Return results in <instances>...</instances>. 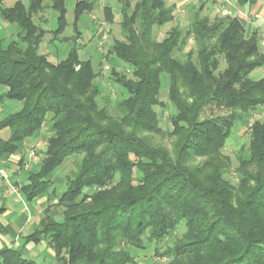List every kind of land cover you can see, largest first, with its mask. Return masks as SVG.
Segmentation results:
<instances>
[{
  "label": "trees",
  "instance_id": "1",
  "mask_svg": "<svg viewBox=\"0 0 264 264\" xmlns=\"http://www.w3.org/2000/svg\"><path fill=\"white\" fill-rule=\"evenodd\" d=\"M53 1L60 20L56 33L61 34L66 10L62 0ZM257 1L238 3L245 7ZM83 5L76 11V21L85 11ZM41 9V1H32L29 7L18 2L0 10L3 20L18 31V40L10 45L0 40V87L9 89L0 99L23 104L19 112L0 121V164L5 165V156L22 154L28 139L47 130V151L36 171L29 172L21 193L27 202L54 195L61 215L57 219L49 207L39 228L25 237L26 244L47 242L61 264H135L129 248L145 251L152 245L155 257L167 259L164 264H264V120H253L264 107V80L247 78L264 65L257 34L249 40L256 60L239 65L232 76L229 71L216 79L217 53L232 56L247 43L238 19L227 30L234 35L212 47L222 22L206 28L207 18L199 16L192 18L188 31L171 30L158 42L154 30L173 23L175 8L168 0H139L135 6L125 1L119 24L122 39L115 38L110 51L131 67L138 81L131 83L116 70L112 73L129 94L116 105L122 122L133 128L124 134L102 126L111 115L107 105L99 107L98 73L92 61L80 60L76 48L58 64L39 54L45 31L33 16ZM191 41L199 66L192 60L194 50L186 52ZM199 69L205 86L200 90L191 85L196 102L189 103L179 95L178 81L197 85ZM163 75L169 81V103L177 113L171 121L179 136L178 162L137 133L160 132L146 126L157 118L152 106L164 105L159 98ZM207 109L229 114L200 120ZM238 124L248 129L250 142L237 156L234 185L224 179L231 174L224 150ZM194 155H209L206 165H215L214 171L206 177L181 164ZM71 157H76V171L65 179V191L58 196L53 175ZM134 158L139 162L133 163ZM24 161L23 156L22 167ZM182 224L183 237L161 252L158 246ZM26 256L23 250L5 248L0 250V264H37Z\"/></svg>",
  "mask_w": 264,
  "mask_h": 264
},
{
  "label": "rangeland",
  "instance_id": "2",
  "mask_svg": "<svg viewBox=\"0 0 264 264\" xmlns=\"http://www.w3.org/2000/svg\"><path fill=\"white\" fill-rule=\"evenodd\" d=\"M200 7V6H199ZM197 7L196 11L194 10L192 13H190V16L188 15L187 17H181L180 21L175 22L173 21V24H168L170 25L166 29H161L159 28L158 30H154V35H155V40L158 42L163 41L165 38H167L169 35L168 33L171 30L179 28L180 30L183 31H188L189 26L191 24L192 18L199 16L200 19H205L207 18L208 22L205 25L206 28H213L217 26L220 22L222 24L219 26L220 30L219 33H217L214 37V39L210 42V46H214L217 44H220L224 37L226 35H234L233 31L228 34L229 31H227L230 27V24L236 20V18L232 16H227L228 14L226 12H223L225 15H220V13H216L213 11H208L206 10V7L204 6L203 8L199 9ZM176 18V17H175ZM36 20V19H35ZM47 20L48 22L46 24H43V28L46 30L50 31L47 35V37L44 39L43 43L40 46L39 53L42 55L47 54L49 56V60L54 63L58 64L63 60H66L68 58V55L70 53V49L72 48L73 44H66L63 41L60 40H55L53 41L52 44L49 42L54 38V33L58 28V21H57V14L54 12V10H48L47 11ZM70 22L72 21V15H70L69 18ZM37 22V21H36ZM90 28V24L87 23V19L84 20L82 26H81V31L85 32L87 28ZM14 28V27H13ZM115 30L112 33V36L114 38H121V32L118 27L114 28ZM15 30V28H14ZM156 31V32H155ZM244 37L243 40L247 41L246 44H240V47L234 50L233 55L229 56L226 55L225 53H217V58H218V68L216 70V73L214 74V77L216 79L225 76L226 72L231 71L230 75L232 76L235 72V70L238 68L239 65H246L248 62H252L253 60H256L254 55H252V48L253 45L252 43L249 42V40L252 38L254 35L253 33L250 34L246 30H244ZM90 33V31H89ZM88 32L86 33L87 35L89 34ZM238 33L240 36H242L241 31L239 30ZM74 34V27L72 23H70L69 27L66 29L64 35L61 38L69 37ZM84 35V45L85 46H78L79 47V56L80 60L82 61H87L91 60L93 63V67L96 73H98V77L95 81L96 88L98 87L100 90V96L98 97L97 101L99 103L100 109L105 108V106H108V112L111 115V119L105 120L102 122V126L108 127V128H113L117 130L118 132H122L124 134H129L132 133V127L129 126L128 124H124L122 122V114L116 109V105L118 103H121L122 101L126 100L129 98V94L127 90L122 88L117 81L114 80L115 77H113L112 73L114 70H116L119 74V76H125L131 83H137V78L133 74V71L129 65L124 63L123 61L119 60L115 55L114 56H107L109 53L113 42H109L108 45L105 47H102V52L99 48V42L96 38L93 40L89 39V36ZM238 36V34L236 35ZM2 38H6L7 42H10L11 39H17V36H12V34L9 36L7 33H3ZM11 38V39H10ZM259 39V38H258ZM113 41V39H112ZM259 42L257 43L259 47L261 46L260 44V39L258 40ZM238 42H242L241 40H238ZM48 48V49H47ZM189 50H194L195 56L193 57L194 63L199 66V60L197 59V48L195 47V44L193 41L190 42L189 47L187 48L186 52ZM185 52V53H186ZM176 57L178 58L179 55L176 54ZM180 59H184V55L180 56ZM198 60V63H197ZM199 77L198 80L200 82H189L188 80L186 83H183L181 81H178V86H179V95L187 102L189 103H194L196 102V94L194 95L192 92L193 90L190 88L191 85L194 86H199L198 88L200 90L204 89V84L202 83V80H204V75L201 72V69H199ZM244 74V70L242 71ZM229 75V76H230ZM119 79L121 77H118ZM252 79L253 82H258L260 81L257 78L256 73L253 74H248V77ZM162 89H161V94L159 98L163 102L162 104H156L152 106V109L154 110L157 118L156 121L153 120L152 122L149 121L148 125L146 126L147 128H156L160 129L159 131H156L152 129L151 131H138V137L140 139H143L147 142V144L154 148V149H164L167 151V153L170 155L171 159L174 162H178V142H179V136L177 134H174V125L172 123V118L176 113L175 108L169 103V81L167 76L163 75L162 76ZM94 88V89H96ZM3 92L7 93L9 92L8 88L5 87H0V94ZM108 99V102H105V100ZM23 104L15 101H4L3 104H0V107L3 108L4 112L1 114V119H4L5 117H8L9 115L14 114L15 112L21 110ZM21 107V108H20ZM262 107H260L261 109ZM118 111V112H117ZM229 112L225 110H206L202 116V119L206 118H211L212 116L217 117V116H226L228 115ZM257 113H254L253 120H262L257 118ZM156 123V125L154 123ZM179 122V121H176ZM158 124V125H157ZM184 124V123H181ZM248 129L246 127L241 126L238 124L236 128L234 129L231 138L228 141V144L224 150V155L228 156L230 159L229 165H231V174L228 176H225L224 179L226 181H230L232 184H236L238 177L236 176V168L238 167V160L237 156L240 153L241 150L244 149V147L249 144L250 142V136L248 135ZM8 134V133H7ZM2 135L3 137H7L8 135ZM47 137H49V133L47 130H44L42 134H39L38 138L31 141L30 143L27 144V146L24 148V151L21 156L25 157L26 160V165L29 163V155L30 159H34V157H37L38 160L41 161L43 158V154L46 153L47 151ZM42 144H39L41 143ZM248 146V145H247ZM19 156V155H18ZM211 160V157L209 155H206L204 157L194 155L193 157H190L188 161L184 160L181 162L183 166H186L193 172H197L199 170L203 171L204 176H208L211 172L214 171L215 165H206L207 162ZM40 161L37 163L39 164ZM138 159H133V163H138ZM215 162V161H214ZM76 157H71L68 158L65 163L58 169V171L53 175L54 181L57 184L58 188L56 189V192L58 193V190H65L66 185H65V179L73 174L76 171ZM33 164L29 170H23V167L20 169H17L19 172H23V176L26 174H29V172H35L38 165ZM217 164H220V162H217ZM20 167V166H19ZM14 167H11L12 170H14ZM8 171V169H7ZM10 172V171H8ZM26 173V174H25ZM10 175V174H9ZM11 179V176H10ZM27 203V202H26ZM22 207V205H19ZM31 208V206H30ZM56 218L60 219L61 215L60 212L58 211L56 213ZM186 231V227L184 224L180 225L178 230L172 234L170 237H168L160 246H158V249L161 250V252H164L167 248L174 247V243L176 242L177 239H180L183 237L184 233ZM47 245V243H46ZM155 250L156 246L152 245L150 246L149 249L147 250H139L136 248H129V252L132 254V256L135 257L136 263L135 264H155L156 262H160L162 264L167 263V259H160L155 257ZM40 253L38 252L37 257L31 258L29 256H26L27 259H33L36 260L39 264H42V257H39L41 253H45L43 250L40 248ZM57 261V260H56Z\"/></svg>",
  "mask_w": 264,
  "mask_h": 264
},
{
  "label": "crops",
  "instance_id": "3",
  "mask_svg": "<svg viewBox=\"0 0 264 264\" xmlns=\"http://www.w3.org/2000/svg\"><path fill=\"white\" fill-rule=\"evenodd\" d=\"M32 1H41L42 6V9L33 16V21L35 22V24L45 31V35L39 44V49L44 39L49 33H51L50 31L43 28V24H46L48 22L47 11L54 10V12L57 14L58 28L53 31L54 38L49 43L52 44L55 40L63 41L68 45L72 43L73 46L70 49V52L72 49L76 48L78 50V54V46H85L84 35L87 32L89 33V31L90 33L88 35L86 34L87 37L89 36V39L91 40H93L94 38L98 40L101 52L102 47H106L109 42H113L114 44L115 38L112 36V33L115 30V27L119 28V24L122 21L123 3L125 1H129L132 6H135V4L139 2V0H62L64 8L66 10V27L61 34L56 33V31L59 29L60 20L59 12L54 9L55 2L53 0H0V10L12 8L18 2H21L26 7H29ZM80 4H84L83 8H85V11L80 16V19L76 21V11L79 8ZM168 5L175 8V22L180 21L181 17L184 18L188 15L190 16V13H192L194 10L196 11V8L199 6V9L205 6L206 10L216 13L218 12L220 13V15H222L223 12H226L228 14L227 16H232L238 19L248 33L257 34L258 38L260 39L261 53L262 55H264V0H258L255 5L245 7L240 6L238 0H168ZM109 13L112 14V21L109 20ZM70 15H72L71 22L69 20ZM85 19H87V23L90 24V28L88 27L85 32H82L81 26ZM70 23H72L74 27V34L69 37L61 38L64 35L66 29L69 27ZM169 26L170 25H166L164 27H161V29H166ZM13 27L15 28V30ZM158 29L159 28H156V30ZM17 32L18 31L16 29V26L6 23L3 20L0 12V40H3L4 44L8 46L13 43V41L17 40H13L10 38L11 41L7 42L6 38L1 37L2 34L7 33L9 36L11 34L12 36H17ZM110 51L107 56H114L110 54ZM45 55L48 56L47 54ZM254 73H256L257 75L256 79L264 80V65L263 67L256 69L253 74ZM4 94L5 92L0 94V98ZM4 101L7 100L0 99V104H3ZM3 112V108L0 107V121L3 120L1 119V114ZM256 113L258 114V119L264 120V107L256 111ZM42 132L40 134H42ZM5 134H7V132L3 131L2 135ZM38 136L39 134L34 138L28 139L25 142V147L28 143L37 139ZM39 144H42V142ZM18 155L10 157L5 156L3 159V162L5 164L3 167L10 171L9 174L11 176L12 183L20 188V196L10 193L6 188V184L0 185V209L4 210V213L0 215V224L4 227L5 230V235L0 236V250L5 248H14L18 249L19 251L23 250L27 256L34 258L37 257L38 252H41V248V250L45 252L39 255V257L43 256L42 264H61L56 261L54 252L50 249L48 244L46 245L47 242H42L40 245L26 244L25 242V237L30 236L35 232V230L39 228L40 222L45 218V212L49 207H51L50 211L55 217L56 213L59 210L56 207L57 198L54 195H51L49 197H42L33 202H27L25 200L24 196L21 193V187L27 181L28 174L25 173L26 176H23V172H19L17 170L22 167L20 162L23 157L20 154ZM39 161L40 160H38L37 157H34V159H30L29 155V163L26 165V160L24 161L23 170H29L33 164H37ZM14 166L16 168L12 170L11 167ZM55 187L56 189L58 188L57 184L55 185ZM64 191L65 190H62L61 192V190H58V196H61ZM19 205H22V207H20ZM37 264L39 263L37 262Z\"/></svg>",
  "mask_w": 264,
  "mask_h": 264
},
{
  "label": "built area",
  "instance_id": "4",
  "mask_svg": "<svg viewBox=\"0 0 264 264\" xmlns=\"http://www.w3.org/2000/svg\"><path fill=\"white\" fill-rule=\"evenodd\" d=\"M1 184H6V188L10 193L20 196V188L12 183L9 172L2 165H0V185Z\"/></svg>",
  "mask_w": 264,
  "mask_h": 264
}]
</instances>
